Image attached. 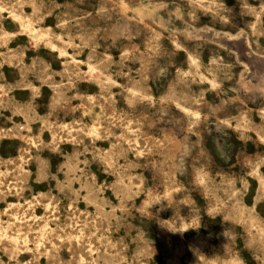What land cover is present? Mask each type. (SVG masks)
Returning a JSON list of instances; mask_svg holds the SVG:
<instances>
[{
  "label": "rangeland",
  "instance_id": "374dc122",
  "mask_svg": "<svg viewBox=\"0 0 264 264\" xmlns=\"http://www.w3.org/2000/svg\"><path fill=\"white\" fill-rule=\"evenodd\" d=\"M78 243L264 264V0H0V264Z\"/></svg>",
  "mask_w": 264,
  "mask_h": 264
},
{
  "label": "bare ground",
  "instance_id": "6f19581e",
  "mask_svg": "<svg viewBox=\"0 0 264 264\" xmlns=\"http://www.w3.org/2000/svg\"><path fill=\"white\" fill-rule=\"evenodd\" d=\"M143 149V148H142ZM56 217H57V215H55ZM56 221V220H55ZM54 221V222H55ZM13 223V222H12ZM27 223V222H26ZM34 223H37V222H34ZM34 223H28V224H20V225H18V224H16V223H14V225H15V229H14V225H10L9 226V229H14V230H16V231H18L19 233H21L22 231H35V230H37V229H39L40 231H49V229H48V227H49V225L47 224V223H43L44 225H41V224H39L37 227H35L34 228V225H36V224H34ZM56 223V222H55ZM67 226V225H66ZM50 228H52V227H50ZM57 229V228H56ZM42 233V232H41ZM50 234H51V231H50ZM47 235V237H48V234H46ZM37 236V235H36ZM52 236V235H51ZM51 236H49V237H51ZM68 236V235H67ZM70 236V235H69ZM22 237V236H21ZM52 238H54L53 236H52ZM62 238V237H61ZM48 239H50V238H48ZM53 240V239H52ZM86 240V239H85ZM17 241H19V238L17 239ZM48 241V240H47ZM47 241H45V244H46V242ZM42 242V241H41ZM52 242V241H51ZM54 242V241H53ZM75 242V241H74ZM55 244V243H54ZM78 249L76 250V254H75V261L77 262V264L79 263V262H82V261H84L85 260V258H86V255H85V253H84V251L86 250V248H85V250H84V247L83 246H81L80 245V243H78ZM45 246V245H44ZM47 246H48V244H47ZM71 246V245H70ZM72 246H75V245H72ZM85 246V245H84ZM46 247V246H45ZM75 247H77V246H75ZM57 248H58V246H57ZM89 248V247H88ZM40 252V251H39ZM46 254H47V261L48 262H50L51 264H59L60 263V258H59V256L56 254V250H50V251H47V249H46ZM74 256V255H73ZM62 262V261H61ZM75 263V262H74ZM64 264V263H63Z\"/></svg>",
  "mask_w": 264,
  "mask_h": 264
}]
</instances>
